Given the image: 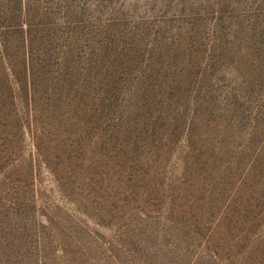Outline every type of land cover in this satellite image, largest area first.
Instances as JSON below:
<instances>
[{
	"label": "rangeland",
	"instance_id": "1",
	"mask_svg": "<svg viewBox=\"0 0 264 264\" xmlns=\"http://www.w3.org/2000/svg\"><path fill=\"white\" fill-rule=\"evenodd\" d=\"M0 264H264V0H0Z\"/></svg>",
	"mask_w": 264,
	"mask_h": 264
}]
</instances>
